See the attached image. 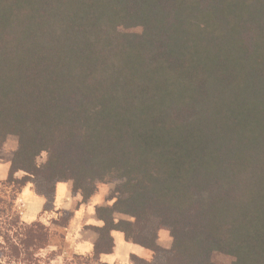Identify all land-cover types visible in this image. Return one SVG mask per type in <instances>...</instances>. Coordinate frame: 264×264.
<instances>
[{
  "label": "trees",
  "instance_id": "obj_1",
  "mask_svg": "<svg viewBox=\"0 0 264 264\" xmlns=\"http://www.w3.org/2000/svg\"><path fill=\"white\" fill-rule=\"evenodd\" d=\"M8 137L2 258L48 247L11 214L36 179L81 203L115 184L84 264H105L114 232L152 254L132 264H264V0H0Z\"/></svg>",
  "mask_w": 264,
  "mask_h": 264
},
{
  "label": "rangeland",
  "instance_id": "obj_2",
  "mask_svg": "<svg viewBox=\"0 0 264 264\" xmlns=\"http://www.w3.org/2000/svg\"><path fill=\"white\" fill-rule=\"evenodd\" d=\"M16 149V139L14 137H8L4 144L0 146V200L7 201L8 197L12 194L10 188L2 185V182L6 178V174H3L9 167L10 160ZM45 161V156H41L38 162L41 164ZM8 162V166H7ZM21 177V174L17 175V178ZM115 184H99L97 191L93 197L86 203H81L79 195L72 193L70 182L57 183L54 185V191L52 194L47 192L40 181L33 179L24 188L16 194L14 206L11 214L18 215L20 221L26 223L21 218V209H18L17 200L22 193L38 196L41 198L43 204L40 215L33 222H39L42 224L49 235L48 247L41 250L34 257L32 264H84L86 258L91 255H80L76 253L74 245L76 242H90L96 241V234L93 231L94 227H99L100 223L96 220L94 209L99 206H105L111 204L110 197L114 191ZM57 191V192H56ZM57 193L58 202L61 205L56 209L54 204L55 196ZM3 205L0 203V210ZM5 219V217H4ZM116 220H124L125 217L115 215ZM94 221V223H93ZM0 222L2 219L0 218ZM32 222V223H33ZM157 244L162 249L167 250L170 248L171 239L169 234L165 230H160L157 233ZM114 248L112 254L117 258L119 264H132L130 261L131 253L130 249L123 247V238L119 233H112ZM116 243H119L116 246ZM140 254H134L144 260L152 261V254L144 249L139 250ZM100 260V258H99ZM101 263H104L100 260ZM123 262V263H121ZM92 263V261H91ZM0 264H28L15 261L9 257H0ZM93 264H96L93 262ZM116 264V262L114 263Z\"/></svg>",
  "mask_w": 264,
  "mask_h": 264
},
{
  "label": "crops",
  "instance_id": "obj_3",
  "mask_svg": "<svg viewBox=\"0 0 264 264\" xmlns=\"http://www.w3.org/2000/svg\"><path fill=\"white\" fill-rule=\"evenodd\" d=\"M7 166H8V162H7ZM7 170L8 169L6 168L3 174H7ZM2 172H3V169H2ZM1 174H0V178H1ZM54 196H55V200H54L53 206L55 205L56 209H58L59 207H61V205L58 202L57 193ZM42 204L43 202L40 197L29 195L27 193H22V195H20V197L17 200V206H18V209L19 208L21 209V218L23 219V221L26 223H32L33 221H35L38 215H40ZM121 243H123V247L125 249H128V248L130 249L131 253H133L132 255L140 254L139 250L142 248L126 243V242H121ZM93 244H94V241L81 242V243L76 242V245H74V249L76 253L80 255H91L93 251ZM118 244L119 243H116V246H118ZM100 260L104 262L105 264H114L115 262L116 264L120 263L112 253L107 254V255H101Z\"/></svg>",
  "mask_w": 264,
  "mask_h": 264
}]
</instances>
